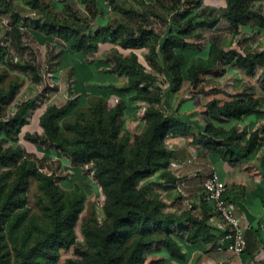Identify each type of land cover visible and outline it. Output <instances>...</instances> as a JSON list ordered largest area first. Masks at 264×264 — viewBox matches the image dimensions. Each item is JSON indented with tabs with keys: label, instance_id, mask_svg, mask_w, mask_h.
<instances>
[{
	"label": "trees",
	"instance_id": "16d2710c",
	"mask_svg": "<svg viewBox=\"0 0 264 264\" xmlns=\"http://www.w3.org/2000/svg\"><path fill=\"white\" fill-rule=\"evenodd\" d=\"M93 17L97 13V0H80ZM181 1V0H180ZM227 7L221 10L203 8L204 0H184V8L172 16L177 29L162 37L154 29L140 27L134 30L120 24L105 27L94 36L84 34L80 24L46 15V22L39 28L47 36L64 41L73 51L92 52L97 50L94 42L109 40L118 42L125 50L147 49L146 60L152 71L163 74L170 83L172 92H178L184 81L193 87L204 83L205 77L218 73L236 63L248 76L255 78L264 92V78L258 76L261 69L264 74V51L240 54L237 50H226L219 39L211 40L207 57L187 58L186 51L194 48L190 39H203L198 30H212L221 19L230 23L237 33L257 20L264 26V14L255 9L256 0H226ZM27 6L34 12L44 13L48 5L42 0H26ZM0 12L11 14L12 25L17 30L20 15L16 13L9 0H0ZM218 14V15H217ZM4 53L0 50V60ZM113 71L128 78L127 85L120 91L132 94L130 100L148 105L145 113L144 132L134 137L130 150V140L121 138L122 118L127 105L120 101L116 106L106 107L100 99L91 110L92 115L83 122L76 120L61 122L78 107L77 100H69L64 106L51 105L41 117V127L45 139L29 138L34 143L48 145L67 156L74 166H92L94 177L104 189L106 201L115 208L111 224L96 237V259L94 264H146L145 255L155 249L158 241L169 256L177 261H185L187 256L181 245L171 236L168 228L173 224H188L180 228L182 240L195 245L202 243L218 247L220 236L215 232L210 220L215 216L213 204L202 198L200 213L191 211L182 214L165 213L166 205L159 199L149 202L145 190H137L144 181L157 174L176 188L177 178L169 171L173 152L166 146V139L187 137L191 134V125L181 118L167 115L160 109L164 96L155 92L160 78L149 71L131 52L129 56L115 55L112 58ZM185 71V74L183 73ZM225 69L222 70V74ZM17 94L13 89L2 102L9 103ZM264 101L254 97L237 98L219 104L213 100L207 104V117L214 121L241 120L254 114L263 106ZM35 102L30 100L20 106L9 120L0 119V242L5 234L14 237L21 229L24 231L17 249L18 264H57L62 250L76 245V227L85 209L86 196L80 187L70 194L61 190L54 174L43 172L48 157L37 159L21 146H5L8 142H17L22 128L29 123L28 115ZM227 131L224 127L208 122L198 137L196 145L209 151L220 153L223 160L233 164L240 156L245 159L256 152L262 144L259 129L250 133ZM38 183L39 201L47 214V223L40 224L29 218L28 191L31 183ZM71 264H83L80 260H71ZM0 264H9L6 255L0 254Z\"/></svg>",
	"mask_w": 264,
	"mask_h": 264
},
{
	"label": "rangeland",
	"instance_id": "374dc122",
	"mask_svg": "<svg viewBox=\"0 0 264 264\" xmlns=\"http://www.w3.org/2000/svg\"><path fill=\"white\" fill-rule=\"evenodd\" d=\"M9 1L13 10L20 15V20L16 30L12 25L11 14L0 12V50L1 53H4V58L0 60V119L9 120L22 104L30 100L35 102V106L30 110L28 115L29 123L22 128L17 142H8L5 146L12 148L21 146L37 159H42L48 155L50 147L42 144L41 141L34 143L31 139H45L44 130L40 124L41 117L49 106L58 102V99L55 98L56 93L59 91L55 76V59L58 57V53L54 49H50V47L47 49L40 47L32 31L39 30L47 14L52 19L58 20V22H62V20L66 22L65 16L67 15L56 14L51 9V6H48V9L44 13H41L32 11L27 6L26 0ZM52 1L55 3L56 0ZM64 1L69 2L71 0ZM106 1L108 3V10L111 9L109 13L112 10L124 11L123 8H128L127 5L119 9L118 0ZM134 2L136 5L129 3L130 6L140 13V17L146 18L148 22L153 23L149 18L151 15H155L159 18L164 17L167 24L170 17L172 24L175 25L172 19L174 14H171L169 7L162 5V9L164 10H157V13H155V11L148 8L147 5L140 3V1L134 0ZM57 3H55L58 7L57 9H60L62 3ZM181 7L184 8V4H181ZM255 9L264 14V0H256ZM75 10L78 16L81 17L80 11ZM78 22L83 27V31H86L87 26L82 24L81 21ZM228 24L230 23H222L214 31L204 30V40H208L211 43V40L217 37L220 44L226 50H237L242 55L248 52L260 53L264 51V26L257 20H253L250 25L242 27L237 33L233 32L228 27ZM171 29L173 30L174 28L172 27ZM200 41L192 38L191 44L194 46L193 50L191 49L184 53L188 59L193 56L207 57L210 43ZM110 42L120 46L118 42ZM198 46L200 53L193 55L192 51H195ZM129 51L131 53L130 49L125 50L122 48L120 53L111 52L106 58L107 62L113 64V56L117 54L129 56ZM134 51L138 53L140 62L146 66V54L148 51L146 53L142 49ZM92 59H90V62L94 60ZM223 69H225L224 74H222ZM152 72L156 73L162 80V84L155 87V92H161L164 96L160 109L165 114L181 118L191 125V134L184 138L176 137L181 139L178 143L171 141L173 137L166 139L167 148L174 154L171 162L179 164L181 174L185 176L176 183V187L179 186V190L177 188L173 189L172 184L164 181L160 173L150 180L141 183L137 190H145V197L151 203L154 199L164 202L166 205L164 209L165 213L180 215L183 212L191 211L197 214L200 213L199 206L203 198V184L210 177L209 173L202 169V167L206 166L204 160L208 155L218 158L220 153L209 151L204 146L196 145L194 138L203 132L200 131L202 130L200 126L205 128L208 122H214L225 129L230 126L227 121L219 123L207 117V104L213 100H217L221 105L237 98L248 99L249 97L264 101V92L261 90L258 81L248 76L236 63L225 68H219L218 73L207 75L204 83L197 87H193L186 80L182 88L176 93L171 91L170 83L163 74H158L155 71ZM257 74L262 79L264 78L261 69L258 70ZM13 89L17 91L16 96L9 103L2 102L4 97ZM66 96L68 97V101L77 100L75 99L76 96L73 93L72 86L68 87ZM100 99V97L96 96L91 97L87 101L77 103L78 107L74 109L66 120L61 122V125L65 127L67 123L80 119L83 122L84 119L80 115H85L84 118H89L92 115L91 110L99 104ZM102 99H104L102 104H105L106 107L112 106L111 101L107 98L103 97ZM147 107L148 105L144 102L132 101L127 105L125 115L122 118L120 137L130 140L128 150H130L134 143V137L141 135L145 130ZM244 120L248 123L249 127V130L246 129L248 133L246 139L250 133L257 129L261 131L263 138L262 144L250 159H245L244 157V164H248L251 162L250 160H254L262 150L263 152L260 153L261 161L264 159V103L258 112L244 117ZM28 137L31 139L28 140ZM61 158H49L47 163H45L43 172L50 175L54 174L57 178L58 186L68 194L74 192L76 186H79L80 192L86 196V202L85 209L76 227V245L69 250H62L61 258L57 264H71V260H80L83 264H94L96 259L97 234L110 226L113 214L116 211L113 206L107 203L104 189L94 177L92 166H74L64 154H62ZM251 166L248 165V168L251 170L255 169L258 171L260 169L259 164L254 167ZM39 195L40 189L38 183L33 181L28 191L30 214L26 221L27 225L33 218H36L40 224L47 223L48 221L47 214L38 200ZM167 228L168 232L181 245L183 250L188 251L192 247L193 249L188 251L185 261H177L171 258L163 248V242L158 241L155 249L145 255L146 264H207L208 258L214 253L216 247H205L204 250H201L198 247H203L202 243L191 247L189 243L182 240L181 237H184V235L180 234L179 230L180 228H188V224H173ZM23 233L22 229L14 237H10L6 233L3 241L0 242V254L6 255L9 264H18L16 252ZM195 250L199 253L195 254Z\"/></svg>",
	"mask_w": 264,
	"mask_h": 264
},
{
	"label": "crops",
	"instance_id": "0c3cea01",
	"mask_svg": "<svg viewBox=\"0 0 264 264\" xmlns=\"http://www.w3.org/2000/svg\"><path fill=\"white\" fill-rule=\"evenodd\" d=\"M119 9L123 6L128 8H123L124 11H113L109 13L108 3L106 0H97V13L93 17L87 11L85 5L81 3L80 0H56L55 3L61 2L62 5L60 9H57V5L53 3L52 0H42L43 4L51 6V9L58 15L65 14V19L69 22H74L78 24L81 21L85 24L86 31L84 34L94 36L98 30L105 27H116L120 24L126 25L134 30L140 27H148L154 29L162 37L168 36L169 32L177 29L175 25L172 24L170 17L168 18V24L166 23L164 17H158L155 15L150 16V23L143 16L140 17V13L136 12L129 3L136 5L134 0H118ZM140 3L147 5L148 8L155 11L164 10L162 5L169 7L171 14L181 12L183 8L184 0H138ZM58 4V3H57ZM227 7L226 0H204L203 8L221 10ZM80 11L81 17L78 16L76 10ZM137 9V8H135ZM218 15V14H217ZM79 17V18H77ZM46 22L44 20L43 24ZM222 23H229L226 19H221L220 23L211 31L217 30ZM41 24V25H43ZM79 25V24H78ZM230 27V24H228ZM231 29V27H230ZM205 30V29H204ZM204 30H198L197 33L203 35V39L200 42H209L204 40L205 34ZM232 30V29H231ZM91 33V34H90ZM37 43L40 47H45L46 49H54L58 53V57L55 59L56 62V82L58 84V93H56V99L53 105L58 107L64 106L68 102L67 94L68 87L72 86L73 93L75 94V99L77 103L81 101H87L91 97L107 98L112 106H116L120 101H124L128 105L132 94L123 93L120 90L124 88L128 83V78L126 76H119L113 71V64L107 62V56L111 52H119L122 50L120 46L111 43L109 40H99L94 42L97 45V50L92 52H78L73 51L69 46L61 39L53 36H47L44 32L39 30H33ZM217 38V37H215ZM218 39V38H217ZM191 40L189 42L191 43ZM191 50V49H190ZM193 50V48H192ZM146 53L147 49H142ZM189 51V50H188ZM138 55L134 50H131ZM193 55L200 53L199 46L195 51H192ZM130 53V51H129ZM130 55V54H129ZM126 56V55H125ZM93 58L90 62V59ZM149 71H152L148 63L145 66ZM185 74V71H183ZM156 74V73H155ZM160 78V77H159ZM160 85L162 80L160 79ZM230 125L226 127V130L237 129L238 131L249 130L248 123L243 119L241 120H230L227 121ZM221 123V122H220ZM248 127V128H247ZM200 131L204 128L200 126ZM169 139V138H168ZM180 138H173L171 141L175 143L180 141ZM257 154L254 160H250L248 164H244V158L240 156L233 164L228 163L223 160L222 157H213L208 155L204 160L205 167H202L204 171L208 172L209 175L217 173L221 179L227 185V197L232 200L238 208V214L242 218L243 223L246 228V241L247 247L246 251L241 255H235L228 251H219L218 247L215 249L214 253L208 258L207 264H264V159L260 161V153ZM48 158L55 157L56 159H62V153L55 149H49ZM259 164L260 169L251 170L248 165ZM173 171L174 175L183 178L180 170V165ZM196 176V174H194ZM215 232L220 236L219 244L223 243L228 246L230 240L228 239V234L230 232L229 228L219 220L216 219L213 225ZM199 244V243H198ZM191 247L194 246L189 244ZM197 245V244H195ZM199 246L198 249L204 250L205 247H212V245ZM191 250L193 249L190 248ZM188 250V251H191ZM187 250L183 252L188 255ZM195 254L199 253L197 250L194 251Z\"/></svg>",
	"mask_w": 264,
	"mask_h": 264
},
{
	"label": "built area",
	"instance_id": "2783aa9c",
	"mask_svg": "<svg viewBox=\"0 0 264 264\" xmlns=\"http://www.w3.org/2000/svg\"><path fill=\"white\" fill-rule=\"evenodd\" d=\"M178 167L175 162H171L169 171L174 175V170ZM177 180L180 177L174 175ZM179 190V186L176 187ZM203 197L213 204L215 216L210 220L212 225L216 219L223 222L230 230L228 246L223 243L218 245L219 251H228L235 255H241L246 251V226L238 214L237 205L227 197V185L217 173H213L203 184Z\"/></svg>",
	"mask_w": 264,
	"mask_h": 264
}]
</instances>
